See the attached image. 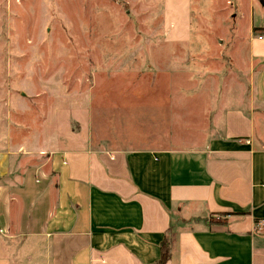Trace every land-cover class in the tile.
Masks as SVG:
<instances>
[{"label":"crops","instance_id":"crops-1","mask_svg":"<svg viewBox=\"0 0 264 264\" xmlns=\"http://www.w3.org/2000/svg\"><path fill=\"white\" fill-rule=\"evenodd\" d=\"M190 1L163 0L164 45L189 46ZM253 28L243 56L236 35L229 54H160L135 88L101 66L95 99L56 98L43 117L7 123L0 264H154L169 230L164 264H264V34ZM148 99L167 110L147 115ZM131 113L139 134L126 131Z\"/></svg>","mask_w":264,"mask_h":264},{"label":"rangeland","instance_id":"rangeland-1","mask_svg":"<svg viewBox=\"0 0 264 264\" xmlns=\"http://www.w3.org/2000/svg\"><path fill=\"white\" fill-rule=\"evenodd\" d=\"M250 20L255 28L264 26V0H191V41L180 49L162 43L163 0H0V134L7 123L43 117L56 98L55 105L67 107L73 95H94V73L104 80L101 66L119 70L114 84L135 88L151 82L148 72L153 76L154 70L147 64L160 54L225 55L236 35L242 40L235 51L243 56ZM220 61L228 62L224 56ZM140 71L145 74L137 80ZM139 107L151 116L162 109L154 99ZM127 116L133 117L127 133L137 127L139 134V121L133 113Z\"/></svg>","mask_w":264,"mask_h":264},{"label":"trees","instance_id":"trees-1","mask_svg":"<svg viewBox=\"0 0 264 264\" xmlns=\"http://www.w3.org/2000/svg\"><path fill=\"white\" fill-rule=\"evenodd\" d=\"M253 33L256 32H262L264 34V28H253L252 29ZM171 230L168 231V237L164 238L162 245L160 246V257L157 262L154 264H164L168 258H169V246H170V233Z\"/></svg>","mask_w":264,"mask_h":264},{"label":"built area","instance_id":"built-area-1","mask_svg":"<svg viewBox=\"0 0 264 264\" xmlns=\"http://www.w3.org/2000/svg\"><path fill=\"white\" fill-rule=\"evenodd\" d=\"M264 225V221H260L259 223H258V228L259 227H262Z\"/></svg>","mask_w":264,"mask_h":264}]
</instances>
